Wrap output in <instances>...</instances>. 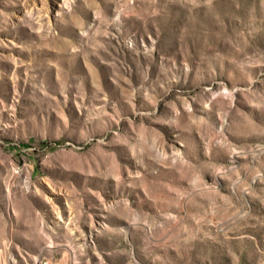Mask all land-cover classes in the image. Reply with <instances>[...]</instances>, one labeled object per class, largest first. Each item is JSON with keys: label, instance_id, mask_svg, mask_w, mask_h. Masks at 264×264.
Instances as JSON below:
<instances>
[{"label": "rangeland", "instance_id": "obj_1", "mask_svg": "<svg viewBox=\"0 0 264 264\" xmlns=\"http://www.w3.org/2000/svg\"><path fill=\"white\" fill-rule=\"evenodd\" d=\"M0 264H264V0H0Z\"/></svg>", "mask_w": 264, "mask_h": 264}]
</instances>
